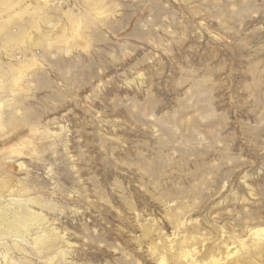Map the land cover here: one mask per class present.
Listing matches in <instances>:
<instances>
[{"label": "rangeland", "instance_id": "1", "mask_svg": "<svg viewBox=\"0 0 264 264\" xmlns=\"http://www.w3.org/2000/svg\"><path fill=\"white\" fill-rule=\"evenodd\" d=\"M20 1L0 211L41 221L7 264H264V0Z\"/></svg>", "mask_w": 264, "mask_h": 264}, {"label": "bare ground", "instance_id": "2", "mask_svg": "<svg viewBox=\"0 0 264 264\" xmlns=\"http://www.w3.org/2000/svg\"><path fill=\"white\" fill-rule=\"evenodd\" d=\"M2 5H4L9 10H18V12L7 17L6 20L0 23V41L2 44H16L29 37V33L25 32L26 29L20 24V22L23 20L27 21L29 26L38 32L39 36L43 35V32L39 29V24L49 23V19L42 14L41 7L37 6L38 10L35 11V15H27L26 13H28V10L23 8L20 0H0V6ZM21 166L22 165H20V167ZM4 182L5 181L0 184V198L3 197L5 193L7 194L11 192H8V184H3ZM11 188L9 190H11ZM12 195H10L11 198ZM8 201L10 204H13L14 207H10L12 208L10 209L9 206L5 205V209L1 208L0 211V260L2 259L3 264L11 263L12 258H10V256H8L9 254L7 253L9 250L16 251L19 256L23 255V249L18 247L16 243H13L11 246H6L3 241L7 238H14V240H11V242H19V239H22L25 235H27L33 226H38L37 221L40 220L38 218L39 216L37 217L38 214L35 213V215L34 212L30 211L28 206H26L28 205L26 204L28 200L26 203L23 202L24 204L21 203L22 201L16 199H10ZM34 223L35 225H33ZM183 259L184 261L189 259L185 264H199L191 258L188 252L183 253Z\"/></svg>", "mask_w": 264, "mask_h": 264}]
</instances>
